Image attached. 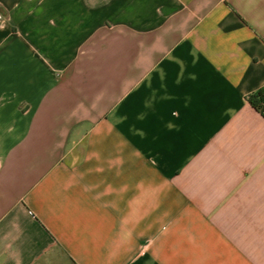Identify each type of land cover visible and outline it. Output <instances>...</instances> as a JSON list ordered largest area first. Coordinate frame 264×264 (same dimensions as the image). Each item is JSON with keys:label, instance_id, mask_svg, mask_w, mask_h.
<instances>
[{"label": "crops", "instance_id": "crops-1", "mask_svg": "<svg viewBox=\"0 0 264 264\" xmlns=\"http://www.w3.org/2000/svg\"><path fill=\"white\" fill-rule=\"evenodd\" d=\"M264 0H0V264H264Z\"/></svg>", "mask_w": 264, "mask_h": 264}, {"label": "trees", "instance_id": "trees-1", "mask_svg": "<svg viewBox=\"0 0 264 264\" xmlns=\"http://www.w3.org/2000/svg\"><path fill=\"white\" fill-rule=\"evenodd\" d=\"M248 101L252 107L257 110H262V103L264 102V88L248 97Z\"/></svg>", "mask_w": 264, "mask_h": 264}, {"label": "built area", "instance_id": "built-area-1", "mask_svg": "<svg viewBox=\"0 0 264 264\" xmlns=\"http://www.w3.org/2000/svg\"><path fill=\"white\" fill-rule=\"evenodd\" d=\"M263 109H264V102L262 103Z\"/></svg>", "mask_w": 264, "mask_h": 264}]
</instances>
